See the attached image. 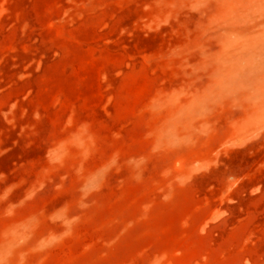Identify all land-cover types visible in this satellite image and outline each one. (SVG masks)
I'll use <instances>...</instances> for the list:
<instances>
[{
    "label": "rangeland",
    "instance_id": "374dc122",
    "mask_svg": "<svg viewBox=\"0 0 264 264\" xmlns=\"http://www.w3.org/2000/svg\"><path fill=\"white\" fill-rule=\"evenodd\" d=\"M0 264H264V0H0Z\"/></svg>",
    "mask_w": 264,
    "mask_h": 264
}]
</instances>
